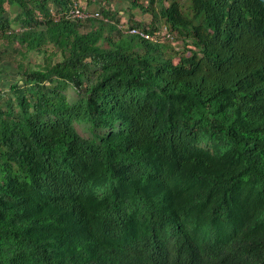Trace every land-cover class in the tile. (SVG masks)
<instances>
[{
    "label": "trees",
    "instance_id": "16d2710c",
    "mask_svg": "<svg viewBox=\"0 0 264 264\" xmlns=\"http://www.w3.org/2000/svg\"><path fill=\"white\" fill-rule=\"evenodd\" d=\"M74 1L0 0V264H264V0Z\"/></svg>",
    "mask_w": 264,
    "mask_h": 264
},
{
    "label": "clouds",
    "instance_id": "9594fccd",
    "mask_svg": "<svg viewBox=\"0 0 264 264\" xmlns=\"http://www.w3.org/2000/svg\"><path fill=\"white\" fill-rule=\"evenodd\" d=\"M160 227L163 233H169L172 239L178 243H187L191 241L195 235L192 230L193 226L186 225L184 220L170 221L168 218L160 224ZM177 254L179 258L176 264H190L189 259L185 254L173 250L172 248L170 252L163 253L162 258L168 255L175 256Z\"/></svg>",
    "mask_w": 264,
    "mask_h": 264
},
{
    "label": "crops",
    "instance_id": "0c3cea01",
    "mask_svg": "<svg viewBox=\"0 0 264 264\" xmlns=\"http://www.w3.org/2000/svg\"><path fill=\"white\" fill-rule=\"evenodd\" d=\"M79 1V3H80V5L84 8V9H86V10H88V11H91V12H99V10H100V7L101 6H103V5H106V6H108V4L109 3H111L112 4V8H117V4H121V5H123L124 6V0H99V2H98V0H78ZM118 1H120V2H118ZM125 6H127L126 4H125ZM126 9H128L127 7H126ZM120 10V13L121 12H127L125 15H122V20H124V21H130V22H135V21H137V22H149L150 20H151V18H152V16L149 14V13H143L142 12V10H140V9H134L133 10V12L132 11H129V10ZM10 15H14V14H10Z\"/></svg>",
    "mask_w": 264,
    "mask_h": 264
},
{
    "label": "built area",
    "instance_id": "2783aa9c",
    "mask_svg": "<svg viewBox=\"0 0 264 264\" xmlns=\"http://www.w3.org/2000/svg\"><path fill=\"white\" fill-rule=\"evenodd\" d=\"M98 15H99V12H91V11L84 9L80 5L79 1H74V5L72 6L70 11L68 12V17L75 19V20L84 19V18H88L91 16H98ZM130 32L132 34L141 35L142 37H145L148 39L165 40V39L172 37L171 33L168 31V29L166 27L162 28V30L159 32H156L154 34H150L149 32H146L143 29L134 26L130 29Z\"/></svg>",
    "mask_w": 264,
    "mask_h": 264
},
{
    "label": "rangeland",
    "instance_id": "374dc122",
    "mask_svg": "<svg viewBox=\"0 0 264 264\" xmlns=\"http://www.w3.org/2000/svg\"><path fill=\"white\" fill-rule=\"evenodd\" d=\"M109 1V0H108ZM112 1V0H111ZM121 1V0H120ZM118 1V2H120ZM99 2V0H98ZM126 3H124V6L120 4V8L125 10L126 9V6H125ZM127 12H121L120 15L122 17V15H125ZM124 17V16H123ZM122 17V18H123ZM31 60L35 63V62H42V57L40 58H37L35 56L34 53H31L30 54V57ZM40 60V61H39ZM16 64L14 62H12V60H8L6 62H4L0 68L2 69L0 71V89L2 88H5V89H8L10 84L14 81V78L17 74V69H16ZM78 130L84 135V136H89V133L87 131H85L84 129H81L80 126H78Z\"/></svg>",
    "mask_w": 264,
    "mask_h": 264
}]
</instances>
